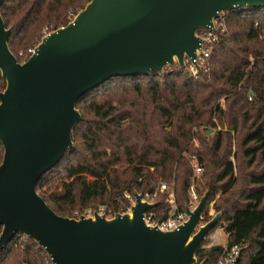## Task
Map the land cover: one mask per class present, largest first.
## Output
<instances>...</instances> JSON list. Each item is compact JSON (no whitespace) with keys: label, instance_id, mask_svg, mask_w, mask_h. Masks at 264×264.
I'll return each instance as SVG.
<instances>
[{"label":"trees","instance_id":"16d2710c","mask_svg":"<svg viewBox=\"0 0 264 264\" xmlns=\"http://www.w3.org/2000/svg\"><path fill=\"white\" fill-rule=\"evenodd\" d=\"M90 2L5 0L11 52L22 63L19 54L38 44L46 29L66 27L70 14ZM227 27L209 74L113 78L78 102L82 120L72 134L74 148L37 185L54 212L74 218L98 204L121 213L130 206L126 192L154 193L161 184L174 185L185 211L193 170L183 154H194L203 167L197 191L209 190L207 207L214 202L222 212L217 229L227 235V247L245 248L240 264H264V9L230 12ZM5 88L0 73V93ZM201 127L207 128L203 135L194 132ZM3 156L0 142V165ZM165 197L160 194L154 210L162 218L168 216ZM208 243L196 254L198 263L218 264L224 247L205 248ZM0 264L52 262L37 243L17 236L0 251Z\"/></svg>","mask_w":264,"mask_h":264},{"label":"water","instance_id":"95a60500","mask_svg":"<svg viewBox=\"0 0 264 264\" xmlns=\"http://www.w3.org/2000/svg\"><path fill=\"white\" fill-rule=\"evenodd\" d=\"M0 0V251L17 236L38 244L52 264H199L196 254L217 230L222 212L207 220L209 190L179 229L151 228L142 201L109 219L62 217L37 191L38 182L74 148L78 102L113 78L159 74L194 60L197 33L220 14L264 9V0H91L74 22L43 38L20 63L11 52ZM241 249L236 264H240ZM204 264V263H200Z\"/></svg>","mask_w":264,"mask_h":264},{"label":"built area","instance_id":"2783aa9c","mask_svg":"<svg viewBox=\"0 0 264 264\" xmlns=\"http://www.w3.org/2000/svg\"><path fill=\"white\" fill-rule=\"evenodd\" d=\"M245 9H250V8H237L234 10L224 12L214 20L212 27L208 29L200 30L197 33V37L201 41V49L194 60L190 58H185V64H186L185 69H182L178 64H176L173 67L165 68L164 71H162L159 74L162 76H167L174 71L184 70L194 79H199L200 76L203 74H209L210 73L209 59L212 56L215 46L218 45L222 41L223 37L227 34L228 31L227 21L230 12H240L241 10H245ZM76 18H77L76 14L70 15L68 19L69 23L74 22ZM255 27L256 29H259L260 25L256 23ZM50 33L51 32L48 29H46L43 32V37L38 44H36L33 48L29 49L27 53L22 52L19 54V57L24 58V61L22 63L26 62L31 57V55L35 53V50L42 42L43 38L48 36ZM193 143H195L196 146H198L196 140H194ZM183 155L188 159L194 175V177L192 178V185L189 189L190 202L186 206L185 211H180L176 200L174 185L168 186L167 184H161L156 192L141 194L142 201L148 204L158 203L160 194H164V193L166 194L164 200L165 204H167L168 206V216L166 218L160 217L159 213L154 211L155 209L147 212L144 215L145 223L151 228L157 227L159 230H162L164 232H169L179 229L189 219V214L187 213V207L190 210H193L201 199V196L197 191V188H198V179L201 175H203V167L199 163L198 157L196 155L194 154L190 155L186 153H184ZM124 197L126 198V200H128L130 206L125 211L121 212V214L130 213L132 210L131 209L132 206L136 204L135 195L133 196L129 192H126L124 194ZM95 213H98L101 216L106 215L107 218L109 219L113 218L117 214L114 213V211L110 209L108 206L99 205L95 210H87L82 214H76L74 218L78 219L81 216L93 217ZM213 214H214L213 210H211V212L209 211L206 212L205 216L207 220L213 217ZM215 232H213L208 237L209 243L205 245V248H210L212 246L218 245L219 238L215 235ZM18 237L22 238L23 241H25L27 238L26 236H22V235H19ZM241 249H243L241 245H235L232 248H228L227 246H225L224 252L218 264H236Z\"/></svg>","mask_w":264,"mask_h":264},{"label":"rangeland","instance_id":"374dc122","mask_svg":"<svg viewBox=\"0 0 264 264\" xmlns=\"http://www.w3.org/2000/svg\"><path fill=\"white\" fill-rule=\"evenodd\" d=\"M72 14H75V13H71L70 15H72ZM76 15H78V14H76ZM69 17H70V16H69ZM206 130H207L206 127L194 128V132H195V133L200 132V133H202V135L206 132ZM194 144H195V143H194ZM195 145H196V144H195ZM231 161L234 162V164H236V163H235V159L231 158ZM193 177H194V175L192 176V178H193ZM202 178H203V175H201V176L199 177V179H198V187H199V189L201 188ZM171 186H173V185H171ZM200 190H201V189H200ZM205 192H206V191H205ZM205 192H204L203 194H201V197L205 194ZM212 204H213V205H212ZM96 206H98V204H96V205H94V206H92V207H88V208L85 209V210H77V211L74 213V216H75L76 214H82V213H84V212L87 211V210H95V209L97 208ZM95 207H96V208H95ZM211 210L214 211L213 216H214L216 213H218V212L215 210V208H214V202L211 203V204L207 207L206 212H208V211L211 212ZM211 218H212V217H211ZM220 229H222V228H218L216 231H220ZM215 233H216V232H215ZM219 241H220V243H218V245H221V246H223V247L227 246V239H224V238L220 237Z\"/></svg>","mask_w":264,"mask_h":264},{"label":"crops","instance_id":"0c3cea01","mask_svg":"<svg viewBox=\"0 0 264 264\" xmlns=\"http://www.w3.org/2000/svg\"><path fill=\"white\" fill-rule=\"evenodd\" d=\"M215 235L220 239V237L227 239V235L225 234L223 229H220V231H216ZM220 243V241H219Z\"/></svg>","mask_w":264,"mask_h":264}]
</instances>
